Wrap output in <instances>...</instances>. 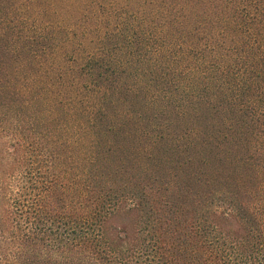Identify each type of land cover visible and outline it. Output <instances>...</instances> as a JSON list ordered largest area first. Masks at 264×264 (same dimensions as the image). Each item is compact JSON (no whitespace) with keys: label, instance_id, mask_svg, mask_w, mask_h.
<instances>
[{"label":"trees","instance_id":"obj_1","mask_svg":"<svg viewBox=\"0 0 264 264\" xmlns=\"http://www.w3.org/2000/svg\"><path fill=\"white\" fill-rule=\"evenodd\" d=\"M76 1L0 4V264H264V0L219 1L209 34L185 0L183 47L133 0L115 29Z\"/></svg>","mask_w":264,"mask_h":264},{"label":"rangeland","instance_id":"obj_2","mask_svg":"<svg viewBox=\"0 0 264 264\" xmlns=\"http://www.w3.org/2000/svg\"><path fill=\"white\" fill-rule=\"evenodd\" d=\"M78 1L79 0L74 2V4L77 3ZM147 1L149 2V0ZM147 1L146 0H133V2L131 3V7H133L134 10H132L130 6L129 7L131 8V10L129 11L124 10L126 11V14L129 15V17L131 18H137V16L141 15L139 18L144 20L143 21L144 30L150 33L151 31L154 32L155 34L154 36L150 34L149 35L143 34L144 39L151 40L150 37H152L151 41L154 43H156V40H161L160 42L161 44H163L164 47H166L167 45H172V46L174 45V47L175 45H177V46L183 47L185 44L182 43V40L175 42L179 37L178 38L175 37L173 40H169L167 36L165 35L168 29L170 19L174 17L175 26H176L177 21H181L182 23H184L186 27L192 24L195 19H197V18H192L190 16L189 12L191 8V4L195 5V7L200 5V7L198 8L196 12V15L199 16L198 19L196 20L199 23L197 30H200V33H202L203 30H204V33L208 31V34H209L211 30V26L209 23L213 22L215 19V17H213V13L211 12V10H214V5L222 0H201L202 2L198 0L199 1L198 5H196L194 0L192 2L188 0L191 3L189 5L185 3V0H153V1L150 0L151 2L149 4ZM1 3H2L1 8H3L2 12L12 11L13 6L9 5V3L6 2V0H1L0 4ZM104 3L108 9H111V13L113 15L118 14L122 6L127 7L128 5L126 4V2H124L123 4L113 5L114 4L113 0H104ZM107 8H106V11H107ZM183 11L186 14H183ZM135 12L136 14H134ZM70 13L72 15L71 19L73 20H69V22L67 23H65V21L63 23L62 22L58 23V26H56L57 30L59 32L67 31L68 33L65 35H67L66 40L68 41H71L73 36L77 34V36L74 38L75 40H78V44L80 46H87L89 50L96 49L98 46H95V42L99 43V39H102V36H104V34L106 33L108 34L109 31L106 29H102V28L99 29V31L96 30L97 33L83 31L82 28L80 27L81 25L80 18L73 16L75 14L72 13L71 9H70ZM31 17L32 19H35V20L39 19L38 14L36 12L35 13L33 12ZM68 18H70L69 15H68ZM199 20L201 21L199 22ZM106 22L108 25H110L109 26L111 27L110 29H112V27L113 28L116 27L115 15L114 17L112 16L111 19H109ZM38 25H41V23ZM205 28H208V29H205ZM170 31L171 32L169 34L176 32L175 28ZM137 32L139 33L141 37V34L143 32V26L140 29H138ZM177 32H180V31H177ZM126 34H127V39H128V37L130 36V32L129 33L127 32ZM125 38L126 37L122 35V39H125ZM68 41L63 42L61 44V51H64V53H67V54L70 53ZM146 43L149 47L151 42L149 43L148 41H146ZM147 61H151V59ZM130 83L134 85L136 82H133L131 80Z\"/></svg>","mask_w":264,"mask_h":264}]
</instances>
